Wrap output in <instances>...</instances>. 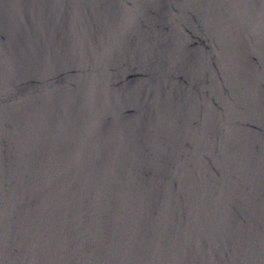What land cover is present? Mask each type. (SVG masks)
Returning <instances> with one entry per match:
<instances>
[{
    "label": "water",
    "instance_id": "water-1",
    "mask_svg": "<svg viewBox=\"0 0 264 264\" xmlns=\"http://www.w3.org/2000/svg\"><path fill=\"white\" fill-rule=\"evenodd\" d=\"M0 264H264V0H0Z\"/></svg>",
    "mask_w": 264,
    "mask_h": 264
}]
</instances>
